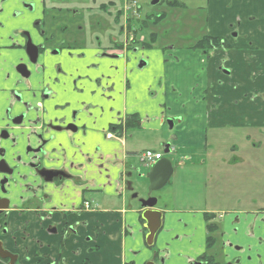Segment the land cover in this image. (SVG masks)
Segmentation results:
<instances>
[{
	"label": "crops",
	"instance_id": "obj_1",
	"mask_svg": "<svg viewBox=\"0 0 264 264\" xmlns=\"http://www.w3.org/2000/svg\"><path fill=\"white\" fill-rule=\"evenodd\" d=\"M244 1L232 2V7L236 5L238 10L228 9V1L225 5L220 3V7L216 2L212 6V24L207 36L221 39L228 47L227 50L211 51L208 54L193 50L192 47L167 48L166 51L159 49L157 42L151 43L150 49H156L151 56L154 57L152 63L143 71L137 72L132 53L139 51V44L129 45L127 48L121 47L117 58L102 61L99 70L92 71L88 68L83 72L88 78L86 102L97 104L102 111L104 109V118L98 125L103 134L98 137H93L91 131H88L85 137L56 134L55 140L47 149H54L55 152L50 153L51 162L46 161L45 165L58 168L62 165L70 166L71 163H83L80 149L91 158L92 162L81 172L70 167L74 177H84L83 188L86 195L83 203L90 202L91 210L86 211L80 218L72 212L81 203L82 188L76 185V181H67L61 186L39 183L37 186L40 190L33 194L27 191L26 186L36 184L33 182L34 173L26 167L20 170L27 179L21 181L20 188L16 189L18 195L24 200L41 198L44 195L51 198L41 207L40 217L45 216L52 207H57L60 211L68 212L67 214L72 212L68 216L70 224L79 219L86 220L88 246L98 247V253L90 256L92 264H116V250L125 257L119 264H126L124 260L130 263L134 257L130 258L129 254L133 253L134 256L135 252L142 251L137 247L140 242L135 239L139 240L147 231L145 220L138 216L144 210L128 201L129 192L136 191L134 183H131V189L127 186L128 182H132L134 171L141 173L134 165V159L139 154L150 150L162 153L161 161H170L172 171L167 164L164 166L165 178L171 174L169 181L162 185L165 187L173 176H177V167L182 164V158L192 161L193 170L199 174L205 176L206 171H213L208 164L211 157L216 156L217 149L214 145L212 152L210 143L219 141L226 144L229 140L225 136L228 129L264 128V31L260 28V25L264 24V0ZM225 10H230L233 14L226 12L222 15ZM120 19L125 22L123 9L120 10ZM235 30L239 33L236 38L232 34ZM144 41L146 42V39ZM88 53L89 56L82 62V70L85 65L89 67L95 62V52ZM144 59L149 61L145 56ZM69 70L76 74L73 68L69 67ZM96 79L102 80L100 88L96 87ZM109 86L113 87L112 92L101 96V88L107 91ZM55 91L59 96L56 95V98L47 104L51 113H54V104L63 103L60 93L62 89L57 88ZM93 91H97V95L92 96ZM26 97L31 99L30 94ZM111 107L115 110L113 115L108 114ZM92 113L98 117L96 111ZM116 116L119 117L118 120ZM52 117L60 115L56 113ZM169 119L174 120L173 129L168 127ZM81 121L89 129L94 127L93 118L89 115L83 116ZM126 122L129 127L125 125ZM130 131L134 134L129 138ZM108 133L116 134L120 138L109 139ZM81 144L83 147H80ZM96 147L99 148L98 153H94ZM160 147L172 148L173 152L170 154H175L173 158L164 155L162 150H159ZM62 149L65 150L66 157L63 156ZM178 150L182 151L184 156L176 154ZM64 158L67 160L65 164ZM224 160L226 163L227 160ZM237 162L239 161L236 158L235 162L231 160L229 163ZM152 168H147L148 174H141L140 182L143 177L149 181L148 175ZM201 169L205 171L202 172ZM99 195L102 207L93 204V198ZM156 205L153 210L161 212L164 220L166 215L172 219L168 224L170 228L173 227L171 230L175 234L180 229V219L181 225L187 224L188 233L196 229L198 223L193 218L196 210L164 212ZM58 214L61 215L60 212ZM59 215L55 217L56 221H59ZM16 218L15 214L11 218L12 228L20 225L23 229L26 222L30 224L28 231L18 237L23 251H35L32 249L36 238L51 244L57 243L56 238L51 239L42 232L49 222L39 221L34 208L25 207L20 220ZM121 233L124 238H121ZM128 234L133 238L128 240ZM193 245V242L184 243L179 248L182 247L191 253ZM23 254L25 255L24 252Z\"/></svg>",
	"mask_w": 264,
	"mask_h": 264
},
{
	"label": "flooded vegetation",
	"instance_id": "obj_2",
	"mask_svg": "<svg viewBox=\"0 0 264 264\" xmlns=\"http://www.w3.org/2000/svg\"><path fill=\"white\" fill-rule=\"evenodd\" d=\"M87 4L88 0H0V264H92L90 256L98 253L97 246H88L86 220L79 219L74 224L68 221V216L72 212L80 218L86 211L92 209V205L89 209L85 208V204L89 202L83 203L86 195L83 188L84 177H74L70 171V167L77 172L83 171L92 159L80 149V155L84 158L83 163L50 167L45 165V162H51L50 153L52 151L54 153L55 150L47 149L55 140L56 134L82 137L87 136L88 131H91L93 137L103 134L98 125L104 118V109L102 111L97 104L91 105L86 102L88 78L84 71L88 68L92 71L99 70L102 61L119 56L121 47L139 44L137 46L139 51L140 48L147 47L143 37H137L131 27L135 19L140 21L141 25L145 21L140 18L138 7L135 15L124 16L125 22L120 19L119 11L114 17L115 23L118 24L119 20L123 22L120 30L123 40L110 35L105 45L98 38L94 48H89L84 28L89 20L96 16L94 15L96 12ZM115 6L116 3L111 0L107 4H100L97 9L98 17L108 12L107 7ZM85 22L86 26H83ZM97 23H100V18L97 19ZM146 25L148 26V23ZM143 29L145 27L141 26V30ZM232 34L235 38L239 35L237 30ZM129 35H132V40L129 39ZM89 51L95 52L93 56L95 62L89 67L85 65L82 70V62L89 56ZM143 62L145 61L140 64ZM69 67L73 68L76 74H73ZM95 84L100 88L102 80L96 79ZM57 88L62 89L60 93L63 103L54 104L52 107L54 113H51L47 104L56 98ZM112 90V86H109L107 91L101 88V96L104 93L110 94ZM28 94L30 100L26 97ZM57 95L59 96L58 93ZM95 95L97 91L92 92V96ZM92 111H96L98 117L93 116ZM114 111L111 107L108 114L113 115ZM56 113L60 117H52ZM87 115L93 118V128L89 129L81 121L83 116ZM115 118L119 119L118 116ZM80 147H83L82 144ZM62 150L63 156L66 157L65 150ZM98 151L99 148L96 147L94 153ZM25 167L34 173L33 182L36 184L26 186L27 191L33 194L40 190L37 186L39 183L42 185L54 183L61 186L67 181H76V185L82 188L78 208L67 214L66 211L52 207L45 216L40 217L41 207L51 198L44 195L41 198L24 200L18 195L16 189L20 188L21 181L27 179L20 173ZM213 172L206 171L207 180L211 179ZM165 176L166 170L156 176L152 192L147 196L155 198L157 204L155 192L164 187L162 185ZM49 179L52 181L46 182ZM131 183L128 182L129 186L127 184L130 189ZM25 207L34 208L39 221L49 222L42 232L51 239L56 238L57 243L51 244L36 238L32 249L35 251L21 249L18 237L28 231L30 224L26 222L22 229L20 225L12 228L10 223L14 214L16 219L20 220ZM216 213L205 206L193 214L194 219L200 217L204 222L201 241L199 226L196 225V229L188 233L187 224L181 225L180 219L178 222L180 229L173 240L167 241L162 251L135 252L136 257L129 264H249L247 254L254 249L260 250L256 243L258 237H264V219L253 221L254 215L242 210L221 215L219 219ZM58 215L59 221H56L55 217ZM228 215L231 218H227ZM164 221L166 220L163 219V225ZM190 242L194 244L191 253L182 247L179 248ZM262 242L264 243L261 241V244ZM149 247L153 249V246ZM259 258L263 261L262 256Z\"/></svg>",
	"mask_w": 264,
	"mask_h": 264
},
{
	"label": "rangeland",
	"instance_id": "obj_3",
	"mask_svg": "<svg viewBox=\"0 0 264 264\" xmlns=\"http://www.w3.org/2000/svg\"><path fill=\"white\" fill-rule=\"evenodd\" d=\"M110 0H88L87 5L94 9L96 12L94 17L89 20V23L85 22L84 28L87 46L94 48L99 38L103 44L108 43L107 37L110 35L117 36L118 39L123 40L120 30L122 29L123 22L118 21V24L114 22V17L117 12L123 7L127 16H133L136 13L137 8L140 7V18L148 23L145 29L141 30V23L135 19L132 21V30L136 33L137 37H145L146 41L149 35L155 32L158 35L157 45L159 49L176 48L187 49L194 46L204 36L208 35L210 26L212 24V6L214 3L225 5L228 1V9L238 10L235 5L232 7L234 0H159L157 4H153L155 0H111L116 3L115 7H107L108 12L98 17L97 9L100 4H107ZM128 1V2H127ZM177 1L183 6L170 5ZM237 2L239 0H236ZM246 2V0L244 1ZM248 2V0H247ZM231 4V5H230ZM261 5V4H258ZM257 6V5H256ZM86 9V8H82ZM222 9H224L222 7ZM226 12L233 14L230 10L222 11V15ZM111 13V15H110ZM164 16L165 19L154 23V18L157 16ZM100 18V23H97V19ZM82 23V22H81ZM128 25V23H126ZM130 25V24H129ZM261 30L264 31V24L260 25ZM129 31H131L129 29ZM132 53L134 60V66L137 72L143 71L152 63L151 57L156 49H142ZM167 51V50H166ZM144 56L149 59H144ZM145 61L146 65L142 68L139 64ZM168 127L170 128L169 124ZM173 129V128H171ZM134 134L129 132L128 137ZM225 136L229 138L226 144L223 142L210 143L211 150L213 152L214 145L217 149L216 156L209 160L208 166L213 168L211 173V179L207 178L203 174H199L196 170H193L192 161H186L181 159L182 164L177 167V176L172 177L170 183L157 190L155 196L158 198L157 207L164 212H172L173 210H201L208 206L209 209L215 210L216 217L224 216L229 212L242 210L246 213H250L254 220L262 221L264 219V128L255 129H228ZM160 151L164 155H168L173 158L175 154H166L164 152L165 147H160ZM176 154L183 155L182 151L178 150ZM222 157L219 158V157ZM236 158L239 162L230 164L231 160L234 162ZM227 162L225 163V160ZM134 165L141 174L144 172L148 174L145 164L140 161L139 156L134 159ZM198 159L196 158V163ZM222 164V167H220ZM235 164V165H233ZM177 165V164H176ZM230 165H232L230 167ZM216 169V170H215ZM204 172L205 170H202ZM140 177L137 171H134L132 183H134V189L136 192H129V202L134 203L137 207H141L140 199L147 198L149 194V181L148 179ZM136 183H135V182ZM137 181L139 183H137ZM138 196L133 198V195ZM100 195L93 198V204L97 207H102L99 203ZM102 201V200H101ZM129 209V206H127ZM168 214V213H167ZM142 214L139 213L140 217ZM142 217V216H141ZM231 218V216H227ZM163 228L156 236L153 249L147 245L148 234L142 235L137 242V247L142 250L143 253L153 251H162L167 241L173 240L175 232L169 227L168 221L172 220L168 215L165 218ZM199 226V240L203 235L204 222L202 218L196 219ZM170 223V222H169ZM262 224V223H261ZM121 238H124V234L121 233ZM128 240L132 239V235L128 234L126 237ZM135 238V237H134ZM264 237L257 238V245L260 250H251L247 254V260L249 264H264ZM136 244V243H135ZM251 246V245H250ZM118 255V258H117ZM130 258H135L133 253L129 254ZM259 256H262L263 261ZM127 257V256H126ZM117 258V260H116ZM125 257L116 250V264L121 263ZM124 263L129 264L128 260H124Z\"/></svg>",
	"mask_w": 264,
	"mask_h": 264
},
{
	"label": "water",
	"instance_id": "obj_4",
	"mask_svg": "<svg viewBox=\"0 0 264 264\" xmlns=\"http://www.w3.org/2000/svg\"><path fill=\"white\" fill-rule=\"evenodd\" d=\"M158 2H159V0H155L153 2V4H157ZM145 65H146V63L143 62L142 64L139 65V67L142 68ZM55 95H57V93H55ZM167 122H168L170 128H173L174 120L169 119ZM165 153H168V149L165 150ZM165 164H167L172 171V166H171L170 161L164 160V161H159L157 164H155L153 166L150 174L148 175V178L150 181L149 194L152 192V185L155 184L156 176L164 170ZM28 168H30V167L28 166ZM139 177L141 178V175H139ZM170 177H171V174L168 175L164 179L163 183L165 184L166 182H168ZM51 181H52L51 179L46 180V182H51ZM128 186H129V184H128ZM137 196H138L137 194H134L135 198ZM139 202L141 204L142 209L144 210V212L142 213L141 216H142V219L145 220V222H146L145 226L148 230L147 244H148V246H153L154 242H155L156 235L159 232V230L162 228V225H163V214L161 212H157V211L153 210V208L157 204V200L155 198L148 197L147 199H140Z\"/></svg>",
	"mask_w": 264,
	"mask_h": 264
},
{
	"label": "trees",
	"instance_id": "obj_5",
	"mask_svg": "<svg viewBox=\"0 0 264 264\" xmlns=\"http://www.w3.org/2000/svg\"><path fill=\"white\" fill-rule=\"evenodd\" d=\"M170 5H179V6H183V4L177 2V1H174L172 3H169ZM162 19H165V15L163 16H158L155 18V21L154 23L156 24L158 21L160 22ZM147 22H142V28L143 27H146ZM157 38H158V35L156 33H151L147 39V41L144 43L145 46L147 48H150L151 47V43H156L157 42ZM220 48H224V49H228V47L224 44L222 46V40L221 39H217V38H211L209 36H204L201 40H199L194 46H192V49L193 50H200L206 54H208L209 52L211 51H214V50H217V49H220ZM129 124V123H128ZM126 124V126L128 125ZM129 127V125H128Z\"/></svg>",
	"mask_w": 264,
	"mask_h": 264
},
{
	"label": "built area",
	"instance_id": "obj_6",
	"mask_svg": "<svg viewBox=\"0 0 264 264\" xmlns=\"http://www.w3.org/2000/svg\"><path fill=\"white\" fill-rule=\"evenodd\" d=\"M130 39L132 40V35L130 36ZM108 138H116V137H114V135H112V134H108ZM116 139H118V138H116ZM162 156L163 155L160 153H155L153 151L148 150V151H145L142 154H140L139 158H140V161L142 163H144L146 167H149V166L153 165L155 162L161 160ZM90 207H91L90 203L85 204L86 209H89Z\"/></svg>",
	"mask_w": 264,
	"mask_h": 264
}]
</instances>
